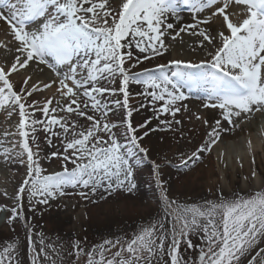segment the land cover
<instances>
[{"label":"snow or ice","instance_id":"1","mask_svg":"<svg viewBox=\"0 0 264 264\" xmlns=\"http://www.w3.org/2000/svg\"><path fill=\"white\" fill-rule=\"evenodd\" d=\"M184 12L191 23H181ZM0 24L10 38L0 40V47L14 44L17 54L10 67L0 65V109L11 108L9 115L18 109L19 116L16 131L3 133L0 156L26 167L14 206L0 205V211L11 213L9 225L25 219V193L32 212L38 204L47 210L52 201L72 195L91 204L138 198V176L144 170L139 166L146 162L164 205L163 216L152 217L130 238L104 239L91 248L86 238L74 241L66 253L70 264H264V188L233 192L231 197L221 191L216 200L180 203L170 197L171 181L164 178L165 166L175 168L178 178L186 175L225 137L247 132L242 125L257 113L264 115V0H120L118 9L110 0H0ZM181 33L201 37V48L217 40L219 47L198 62L170 59L133 71L168 54L164 37L175 40ZM133 48L142 55H134ZM30 64L47 67L56 79L30 83L32 77L27 76L17 90L11 76ZM117 80L119 87H114ZM132 84L143 86L138 106L130 103ZM53 86L59 100L49 97L41 104L31 99ZM118 94L122 98H116ZM190 100L207 113H192V119L208 129L204 141L190 154L179 153L175 164L151 158L144 141L156 132L191 142L182 118H177L191 112ZM149 108L151 116L134 122V113ZM41 131L49 144L53 137L61 139L63 151L47 157L61 159L60 171L46 174L41 167ZM246 146L255 178L250 136ZM224 157L221 150V163ZM236 159L243 167L242 159ZM29 221L24 224L28 264H64L63 247L46 243ZM193 237L200 243L194 244ZM196 249L195 261L185 259V253ZM24 255L18 243H8L0 251V264H24Z\"/></svg>","mask_w":264,"mask_h":264},{"label":"bare ground","instance_id":"2","mask_svg":"<svg viewBox=\"0 0 264 264\" xmlns=\"http://www.w3.org/2000/svg\"><path fill=\"white\" fill-rule=\"evenodd\" d=\"M112 6L118 9V5L120 0H110ZM233 11H240L239 8L233 9ZM182 24L191 23V16L187 12L183 14ZM219 22H217L218 24ZM4 26L0 24V29ZM216 25L213 26L212 34L215 36ZM10 39L5 35L3 31H0V40H8ZM165 43L170 46V52L166 54L162 58L153 59L150 61H145L140 64L137 68L133 69V71H141L144 68H154L158 63H167L170 59H184V60H193L199 61L202 59H206L207 53L214 51L216 47H219V42L214 45H207L203 48L199 46V40L202 39L199 36H192L188 33H181L180 37H177L175 40L172 39L171 35H166L164 37ZM14 44L9 45L8 48L0 47V65H5L10 67L11 63L14 61L15 55H17L14 51ZM193 48H195V52H193ZM134 55L139 54V50L133 48ZM142 55V54H139ZM43 69L41 71L40 69ZM49 73H52L47 67L41 65L39 68L36 64H30L26 70H20L17 73L12 74L11 79L16 85L17 90H19L23 86V80L27 76H31L30 83H37L38 81H42L45 83H49L52 81L51 77H49ZM114 87H119V81L113 85ZM143 91L142 85L132 84L130 86V92L132 94V99L130 103L139 105L142 101V97L138 96L137 93ZM49 97L57 98L55 93V86L50 89H46L40 93L34 94L31 99L40 101L41 104ZM116 98H122L117 95ZM191 103V104H189ZM191 112L184 114L182 117L178 115L177 118H182V127L190 139H180L177 134L174 136L171 132H156L151 135L150 138H146L144 141L145 146H148L151 149V158L157 159L158 161H163L164 159L171 160L173 164L178 163L179 153H188L195 150L196 147L199 146L200 143L204 141L206 132L208 129L200 122L192 119V113H195L197 110L201 112L202 115H207L205 110L199 109L197 107L199 105L198 101L190 100L188 102ZM11 111V108L8 109H0V140H6L3 133L5 131L15 132L16 126L19 121L18 109L16 111H12V114L9 115L8 112ZM117 114L119 115V110H117ZM37 118H43L41 113H37ZM63 115V113H61ZM151 116V109L148 111L141 110L139 114H135L133 116L134 122H143L144 118ZM257 115L253 118V120L247 124L242 125V127L247 128V132H239L236 135H228L225 137L222 142L214 149L211 155H205L203 161L205 162L203 165H199L197 169L194 171H188L186 175L181 174L179 178L177 177V170L170 166H165V175L166 179L168 178L170 181L174 183H178L182 180L198 178V181L202 182V186L207 188L209 191H214L217 188L221 190H236L239 189L244 192H249L251 189L255 188L257 185H264V115ZM16 119V122H13V119ZM110 119L113 122L116 121L115 117H111ZM227 127V125H225ZM123 131V128H121ZM251 137L253 142V149L255 151V159L256 164L255 168L257 171V176L252 178L250 173L253 168V165L250 163V157L248 154V149L246 146V141L248 137ZM38 144H39V157H43V159L48 163H53L58 167L61 166V159L53 157L51 160H48L47 157L51 155L52 152H48L46 147L47 140L45 139V133L42 131L38 133ZM13 139V138H7ZM18 139V138H15ZM60 141V139H59ZM61 145V141L59 142ZM6 146V145H5ZM0 152L3 151V148L0 147ZM33 150L36 151L35 146H33ZM47 150V151H46ZM221 150L225 151L224 163H221L219 157ZM54 152V151H53ZM48 154V155H47ZM237 157H240L243 161V167H240L237 162ZM225 164L227 166H225ZM12 170L11 173H6L4 170L8 168ZM0 168L3 170L0 171V193L7 192L8 196H0V205H6L9 208L14 206L15 204V194L18 191L20 183L26 178V167L24 165H20L19 163H11L6 162L2 156H0ZM144 170L138 176V181L141 185V191L139 195H142L144 198V194L150 197H154V195H159V191L155 189L154 184H152V177L149 175L148 167H142ZM248 176L249 179L245 181L243 178ZM152 187H151V186ZM177 187H180L178 183ZM68 191H72L69 189ZM74 198L77 195H72ZM66 198L71 196H65ZM120 204H125V200H121ZM109 205V203H105V206ZM101 209L98 206L91 207L88 212H80L73 217L66 216L63 217L59 214V218L67 221L68 218L71 217L75 222L82 221L85 218V213L87 215L97 214ZM98 215V214H97ZM3 223V220L0 221V225ZM18 226V225H17ZM16 229V226H13L11 229Z\"/></svg>","mask_w":264,"mask_h":264},{"label":"rangeland","instance_id":"3","mask_svg":"<svg viewBox=\"0 0 264 264\" xmlns=\"http://www.w3.org/2000/svg\"><path fill=\"white\" fill-rule=\"evenodd\" d=\"M155 68V67H154ZM49 77L52 80L56 79L54 73H49ZM60 97L57 96L56 100ZM35 100H38L36 98ZM191 104V103H189ZM192 105V104H191ZM199 107V105L197 106ZM71 119H75L73 116ZM16 122V119H13ZM80 123H84L83 118H80ZM61 141V139H60ZM59 139L53 137L52 143L46 142L47 153L48 152H62L63 145L59 142ZM1 150V149H0ZM48 155V154H47ZM39 162L41 167L45 169V173H52L61 170V166L58 167L53 163L46 162L43 157H39ZM205 162L200 163L203 165ZM198 165V166H199ZM72 165H69L71 167ZM191 169L194 171L197 167ZM139 167H147L145 162L144 165ZM3 168H0V171ZM6 173H11L12 170L5 168ZM190 171V172H191ZM143 172V171H142ZM2 173V172H1ZM0 173V174H1ZM166 179V175L164 176ZM166 180H169L168 178ZM139 182V181H138ZM180 184L178 188L177 185ZM178 183L171 181L170 197L176 199L180 203L188 202H203L205 200H216L222 191L226 197H231L233 192L239 191L241 194H250L261 188L264 185H257L255 188L251 189L249 192H244L239 189L234 191H225L217 188L214 191H209L207 188L202 186V182L198 181V178H190L182 180ZM152 187V186H151ZM139 195L138 198H133L125 201V204L121 205L120 201L123 198H111L107 202L109 205L105 206L104 201H99L96 204H91L87 201L80 199L78 196L75 198L69 197L68 202L58 198L51 202V207L45 210L44 205H37L36 211H30L31 205L28 202L27 193H25L23 203L24 220H15L12 225L7 223L8 218L11 216L10 211H0V221L3 223L0 225V251L8 243L16 242L25 251V255L22 257L24 264H28L27 252V229L24 226L25 220L30 218V224L34 226L36 233H43L46 238V243H56L63 247L64 249V264H70L71 257L66 255L67 252L71 251L69 247L76 240L85 241L86 247L91 248L93 245H98L102 243L104 239H115V238H130L134 233L139 230L141 225L147 224L152 217L160 218L164 214V205L160 201L159 195H154L150 197L144 194ZM67 199V198H64ZM95 199V197L93 198ZM98 206L101 211L97 214H90L83 218L82 221L75 222L71 217L80 213L88 212V210L93 206ZM61 214L63 217L71 216L67 221L60 219L58 216ZM18 225V226H17ZM13 226L17 228L11 229ZM34 239L39 240L38 236H34ZM193 243L199 244L200 241L193 237ZM261 247H264V243H261ZM199 250H189L185 253V259L191 258L195 261L198 258ZM165 259H168L165 257ZM60 264V261H57ZM83 264V261H81Z\"/></svg>","mask_w":264,"mask_h":264}]
</instances>
